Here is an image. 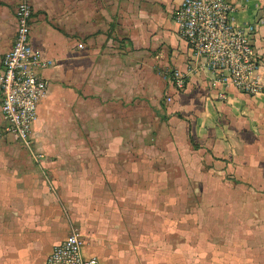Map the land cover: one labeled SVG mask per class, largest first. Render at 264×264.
Masks as SVG:
<instances>
[{"label": "crops", "instance_id": "1", "mask_svg": "<svg viewBox=\"0 0 264 264\" xmlns=\"http://www.w3.org/2000/svg\"><path fill=\"white\" fill-rule=\"evenodd\" d=\"M18 1L0 0V39L5 16L16 23L14 35L0 47V66L15 39ZM32 1V26L36 18L40 28L31 31V42L54 64L43 70L50 85L31 147L0 134V264H45L71 226L83 234L84 254H96L102 264H144L126 257L135 222L145 219L140 213L127 218L126 206L137 195L124 194L120 177L128 159L133 169L164 171L159 186L165 193L153 195L152 206L187 225L189 201L174 199L183 188L174 187L173 158L179 160L178 173L196 179L202 198L195 201L199 227H185L178 246L172 238L169 252L179 253L176 248L191 235L196 264H238L243 252L248 259L243 264H264V92L230 85L227 97H219L221 84L213 83L203 58L178 31L175 11L182 0ZM233 4L236 23L255 25L264 77V0ZM1 102L2 94L0 127L6 123ZM162 137L177 156L166 152L160 168L142 163L148 156L141 147ZM34 153L42 154L39 160ZM32 167L50 184L49 195L38 194ZM208 190L213 198L204 196ZM210 208L212 233L204 224ZM121 236L124 246L117 242Z\"/></svg>", "mask_w": 264, "mask_h": 264}, {"label": "built area", "instance_id": "2", "mask_svg": "<svg viewBox=\"0 0 264 264\" xmlns=\"http://www.w3.org/2000/svg\"><path fill=\"white\" fill-rule=\"evenodd\" d=\"M233 9V0H182L175 11L180 35L203 58L213 83L221 84V98L227 97L230 85L250 94L264 92L261 60L253 42L255 25L236 23ZM33 11L32 0L18 1L15 39L0 66L1 108L6 121L0 134L10 133L28 147L40 102L50 85L43 70L54 64L31 42ZM175 75L177 84L183 86L181 72L177 70ZM41 155L33 154L37 160ZM84 244L81 230L71 226L45 264H102L96 254H84Z\"/></svg>", "mask_w": 264, "mask_h": 264}, {"label": "rangeland", "instance_id": "3", "mask_svg": "<svg viewBox=\"0 0 264 264\" xmlns=\"http://www.w3.org/2000/svg\"><path fill=\"white\" fill-rule=\"evenodd\" d=\"M46 6V5H41ZM16 8V6H15ZM14 8V13H15ZM40 27H38V19L34 18L33 20V26L32 30H37ZM16 29V23L11 20L10 15L5 16V24H4V36L0 39V47L5 44V42L8 41L9 37H12L14 35ZM1 95V94H0ZM160 128V127H159ZM144 128H142L143 130ZM153 140H156V137L153 138ZM159 141V140H158ZM156 144L155 146H150L153 144ZM153 144H147L143 145L141 147V150L143 153H147L148 159L141 160L142 163H146L148 166H154L155 168H160L161 166H164L166 164L165 161V153H173L177 154L175 147H170V144L164 140V137L161 138L159 142H154ZM169 147V148H168ZM22 148V147H21ZM171 148V149H170ZM20 149V148H19ZM23 149V148H22ZM136 155V154H135ZM174 155V156H175ZM177 156V155H176ZM178 158L172 159L173 164V183L174 187L177 188H183V190L178 189L176 194H174V199H180L182 197H187L189 201L188 206V223L187 225L181 222H175L173 220H180L181 218H164L163 214H165L164 209L157 210L159 219L158 223L154 221V215H156V211L152 206V196L153 195H161L164 194V189L161 190L160 184L164 183V171L163 174L157 173L153 174V167L151 169L144 168V167H137L136 169L132 168V159L126 160V167L124 169V176H121L120 179L124 180L126 185V194H135L137 195L136 201H132V198H130V201L128 205L126 206L127 210H129L130 213L129 216H127L128 219L132 220L136 216L135 214L140 213V216L145 219L144 223H140L139 225L135 222L134 229L132 230L131 234L132 237H130L131 240V246L128 250H130V255H127V260H130L133 257H137L140 259L141 263L144 264H196V260L199 257V254L197 253V250L190 246L192 243V236H188L184 239L183 245H181V249L179 247L176 248V251H179V253H170L169 252V245L172 243V238L174 237V245L178 246L177 244L181 241V233L183 232L184 228L187 227V229L193 228L195 231L199 227V222L197 221V210L195 208L196 204L195 201L201 199L200 191H195L196 184L194 181H196L195 178L190 177L188 178V181L186 180L185 175H181L178 173L179 171L175 169L174 166L179 167ZM151 163V164H149ZM144 165V164H143ZM146 166V165H144ZM34 167V166H33ZM32 167V168H33ZM37 175H36V181L34 183L35 187H39L41 190L38 192V194L41 192L44 195H49L53 190L50 187V184L45 181V177L40 174L39 168L35 167L33 168ZM126 169H128L126 171ZM177 172V173H176ZM185 178V179H184ZM187 182L189 185H187ZM183 185L181 187L180 185ZM193 184L194 190L191 189L190 185ZM157 185L156 188L154 186ZM145 195V196H144ZM205 197L213 198V192L211 190L204 192ZM143 200V201H139ZM194 202V203H193ZM180 210V209H179ZM178 210V211H179ZM212 208L209 210H206L205 213V219L204 224L206 226V229H209L210 233H212L213 225H212V217L211 212ZM126 214V213H125ZM216 214V213H215ZM141 227V232L138 233V228ZM130 235V234H129ZM207 236L202 238V242H204V246L207 245ZM210 239V238H209ZM87 236V241H88ZM197 240V238H196ZM125 241L123 236L117 239V242L120 244V246L125 245ZM234 243L239 244V239L235 238L233 239ZM187 248V251L185 252L183 249ZM133 250V251H131ZM203 253V251H200ZM204 252L206 253L205 249ZM182 253V254H180ZM243 252L240 256L241 258L238 261V264H243L244 262H247V256ZM203 256V255H202Z\"/></svg>", "mask_w": 264, "mask_h": 264}, {"label": "trees", "instance_id": "4", "mask_svg": "<svg viewBox=\"0 0 264 264\" xmlns=\"http://www.w3.org/2000/svg\"><path fill=\"white\" fill-rule=\"evenodd\" d=\"M33 14H34V12H33Z\"/></svg>", "mask_w": 264, "mask_h": 264}]
</instances>
